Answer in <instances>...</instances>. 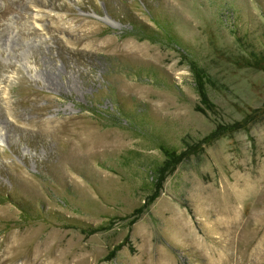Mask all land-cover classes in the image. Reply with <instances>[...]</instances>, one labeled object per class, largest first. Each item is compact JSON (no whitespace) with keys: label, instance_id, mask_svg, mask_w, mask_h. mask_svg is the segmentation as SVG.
<instances>
[{"label":"rangeland","instance_id":"rangeland-1","mask_svg":"<svg viewBox=\"0 0 264 264\" xmlns=\"http://www.w3.org/2000/svg\"><path fill=\"white\" fill-rule=\"evenodd\" d=\"M0 264H264V0H0Z\"/></svg>","mask_w":264,"mask_h":264},{"label":"trees","instance_id":"trees-1","mask_svg":"<svg viewBox=\"0 0 264 264\" xmlns=\"http://www.w3.org/2000/svg\"><path fill=\"white\" fill-rule=\"evenodd\" d=\"M196 77L198 80V89L197 90H199L198 92L200 94L205 95V92H203V90H202L203 88H205L203 76H201L197 72ZM215 134L217 135L218 133L216 132ZM161 149L165 154L166 161L162 164V166H160V168H158V171L156 172V174H158L157 178H156V184L158 181H161V176L164 174V172H169L170 170H172V168H174L175 162H177V160L180 161L183 157L182 153L178 154L175 150L170 149V148H166L165 146H162ZM156 197H158V195L152 196L150 199V202H153Z\"/></svg>","mask_w":264,"mask_h":264},{"label":"bare ground","instance_id":"bare-ground-1","mask_svg":"<svg viewBox=\"0 0 264 264\" xmlns=\"http://www.w3.org/2000/svg\"><path fill=\"white\" fill-rule=\"evenodd\" d=\"M136 52V51H135Z\"/></svg>","mask_w":264,"mask_h":264}]
</instances>
